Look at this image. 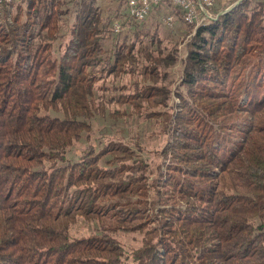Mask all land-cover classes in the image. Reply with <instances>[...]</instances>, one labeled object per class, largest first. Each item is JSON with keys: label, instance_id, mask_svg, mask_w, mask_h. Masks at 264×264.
Masks as SVG:
<instances>
[{"label": "trees", "instance_id": "obj_1", "mask_svg": "<svg viewBox=\"0 0 264 264\" xmlns=\"http://www.w3.org/2000/svg\"><path fill=\"white\" fill-rule=\"evenodd\" d=\"M64 1L0 12V264H264V0H234L196 29L174 112L158 110L171 92L158 85L162 59L138 70L141 31L105 49L117 9ZM117 73L142 78L117 102L163 119L154 178L115 140L68 157L106 113L97 84ZM79 218L101 234L72 238ZM118 232L141 233L142 245L127 250Z\"/></svg>", "mask_w": 264, "mask_h": 264}, {"label": "rangeland", "instance_id": "obj_2", "mask_svg": "<svg viewBox=\"0 0 264 264\" xmlns=\"http://www.w3.org/2000/svg\"><path fill=\"white\" fill-rule=\"evenodd\" d=\"M20 1L13 0L12 4L16 6ZM233 1L226 0L224 3H220V6L216 5L212 12L213 16L215 17L218 13H221L222 10L233 7ZM64 2L66 3L65 8H70L71 11L73 8L76 10L75 0H65ZM96 5L103 16H112L114 14L112 11L117 9V21L115 20L114 24L123 22L122 31L118 34L113 31V24L111 38L103 42L105 49L111 48L113 42L118 41V39L122 41L127 38L128 41H132L136 37L135 32L141 31V38L144 42L135 39L136 50L138 51L137 58H139L138 66L141 68L138 70L141 71L145 65L150 63L149 58L151 55L162 59L163 63L158 68L161 74L158 85L170 89L171 92L167 99L168 106L165 109L159 107L158 110L174 112L179 104L178 90L186 93L180 83L189 42L196 32L194 26L186 25L180 17L176 19L173 25H168L165 22L166 16L172 14L173 11H175L174 14L178 15L176 10L169 6L153 12L146 21L136 23L125 19L127 15L124 9V1L121 3L120 0H96ZM3 8L4 6L0 9V12L3 11ZM73 12L70 15L72 18L74 17ZM209 22L210 20H206L205 25ZM59 43L60 40L56 43L57 47ZM136 81L142 82V78L138 73L136 75L117 73L108 75L105 79L99 81L95 96L107 101L106 113L97 115L92 119L90 132H84L83 136L75 142L69 151L68 157L71 160L77 161L81 151L90 144L102 148L106 142L115 140L128 144L136 150L150 164L149 170L154 172L151 178H154L157 168L164 160L161 152L167 140V135L163 119L149 118L145 114H137L131 110L132 106L129 103L121 104L116 100L120 92L123 91L121 88L124 86L127 88L126 93H132L134 90L133 84ZM114 112H122L125 115L116 118L112 115ZM49 114L56 115L53 111H50ZM59 116L62 118L63 114H59ZM254 224H259V221H254ZM70 234L72 238L101 234L100 225L97 221L89 222L79 218L77 223L73 224ZM115 236L127 250L137 249L143 242L141 233L118 232L115 233Z\"/></svg>", "mask_w": 264, "mask_h": 264}, {"label": "built area", "instance_id": "obj_3", "mask_svg": "<svg viewBox=\"0 0 264 264\" xmlns=\"http://www.w3.org/2000/svg\"><path fill=\"white\" fill-rule=\"evenodd\" d=\"M13 0H0V9L12 3ZM218 0H126V15L133 21L144 22L158 6L164 3H170L177 10V14H169L165 18L168 25H173L177 18L189 26H194L196 30L205 25L206 20H216L220 15L215 17L214 11ZM123 24L117 22L113 26L115 33L122 31Z\"/></svg>", "mask_w": 264, "mask_h": 264}, {"label": "crops", "instance_id": "obj_4", "mask_svg": "<svg viewBox=\"0 0 264 264\" xmlns=\"http://www.w3.org/2000/svg\"><path fill=\"white\" fill-rule=\"evenodd\" d=\"M226 0H218L217 1V6H220V3H224ZM226 10V9H225ZM225 10H222L221 12L225 11Z\"/></svg>", "mask_w": 264, "mask_h": 264}, {"label": "water", "instance_id": "obj_5", "mask_svg": "<svg viewBox=\"0 0 264 264\" xmlns=\"http://www.w3.org/2000/svg\"><path fill=\"white\" fill-rule=\"evenodd\" d=\"M234 7V6H233ZM232 8V7H231ZM231 8L229 9H226L225 11L221 12L219 15L223 14V13H226L227 11H229Z\"/></svg>", "mask_w": 264, "mask_h": 264}]
</instances>
